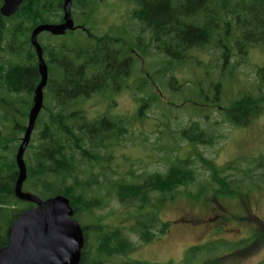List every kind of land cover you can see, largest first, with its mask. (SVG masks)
<instances>
[{
	"label": "trees",
	"instance_id": "obj_1",
	"mask_svg": "<svg viewBox=\"0 0 264 264\" xmlns=\"http://www.w3.org/2000/svg\"><path fill=\"white\" fill-rule=\"evenodd\" d=\"M125 1L133 6L131 15L141 32L148 36L141 39L145 41L141 51L146 54L152 47L170 63L182 64L192 58V52L210 50L218 54L224 67L235 66L233 58L239 63L251 48L264 45V0ZM63 2L23 0L11 17L0 14V249L7 244V231L13 221L34 207L32 203L18 200L14 193L19 176L15 155L40 82L31 32L38 25L52 21L62 23ZM91 6L92 0H73L71 9L84 10ZM77 28L88 32L90 43L86 48L69 51L66 46H52L37 39L47 65L48 80L43 90L45 103L23 156L26 178L22 190L42 200L65 196L73 209V219L87 218L86 223H79L84 236L79 264H149L126 258L138 247L168 232L169 223L159 218L155 206L175 199L180 188L197 181L198 173L194 168L197 161L210 173L207 186L213 195L242 190L245 177L253 181L264 179V174L256 172L264 168V161L259 160L244 170L232 165L234 163L228 164L227 169H233L240 176L232 177L221 176L225 172L223 168L202 155H195V161L167 158L163 172H130L129 180L112 179L114 174L107 172L114 158L109 150L122 139L126 126L122 120L108 116L88 120L82 111L71 107L77 100L94 94L118 93L134 65V48L119 37L93 35L84 25ZM257 77L259 95L243 96L225 110L231 125H248L262 113L264 67L257 70ZM141 101L152 104L155 97L148 96ZM216 103L213 107L219 108L218 99ZM142 111H138L141 116ZM217 125L216 122L212 126ZM214 133L192 121L173 134V138L176 143L180 140L213 145L220 139ZM167 151L174 153L175 149H165ZM92 167H99L100 171L94 172ZM112 200L124 208H132L129 214L134 221L127 231L136 237V242L126 236V228L104 224L101 217L94 215ZM196 248L186 251V264L197 258ZM119 257L125 259L117 263ZM201 264L218 263L207 260Z\"/></svg>",
	"mask_w": 264,
	"mask_h": 264
},
{
	"label": "rangeland",
	"instance_id": "obj_2",
	"mask_svg": "<svg viewBox=\"0 0 264 264\" xmlns=\"http://www.w3.org/2000/svg\"><path fill=\"white\" fill-rule=\"evenodd\" d=\"M83 9H71L75 27L84 25L93 35L110 34L119 37L127 46L134 48V65L125 79L124 87L118 93L94 94L77 100L71 107L72 110L82 111L88 120L108 116L122 120L126 126L122 139L109 150L114 157L112 164L107 166V172L114 174L112 179L123 177L129 180L130 172H163L167 158L178 160L187 156L192 159L196 152L218 168H223L225 172L221 176L240 177L233 169H227L228 164L234 163L232 165L244 170L259 160L264 161V109L245 126L228 123L225 112L239 98L259 95L257 70L264 67V45L251 48L239 63L236 62L237 58H233V64L237 63L235 66L224 67L223 61L218 60V54L210 50L194 51L191 53L192 58L182 64L170 63L152 47L147 49L146 54L141 51L143 42L145 43L141 39H147L148 36L141 32L139 24L132 17L133 6L130 2L92 0V6ZM51 24H56V21ZM37 39L40 43L52 46H66L69 51L86 48L90 43L88 32L80 28L61 36L42 32ZM148 96L155 97L152 104L141 101ZM217 99L219 108L213 107L217 104ZM140 109L143 110L142 116L138 112ZM192 121L200 123L202 128L215 131L214 134L220 136V139L213 145L190 144L180 140L176 143L173 134ZM216 122L219 125L212 126ZM159 147L161 150L158 151ZM172 148L175 149L174 153L165 152V149ZM194 168L198 173L194 184L180 188L175 199L155 206L159 218L169 223L168 233L138 247L126 259L149 264H186V251L189 246L194 245L198 249L197 258L188 264H201L206 258L210 260L212 251L229 250L227 244L211 243L210 239H214V236L235 241L243 235L241 227L229 223L231 219L234 224L240 219H251L248 224L257 226L260 231L263 229L264 179L253 181L245 177L242 190L232 189L233 193L229 195H213L207 186L210 173L203 169L199 161L194 164ZM84 169L81 166L83 172L86 171ZM92 171L99 172L100 168L92 167ZM256 172L264 174V168L256 169ZM237 199H247L245 204L250 208L249 214L239 212L242 204ZM219 204L228 207L230 212L221 206V213ZM214 207L217 208L215 211L210 210ZM131 209L112 200L109 206L96 210L94 215L101 217L104 224L126 228V236L136 242V237L127 231L134 221V217L129 214ZM214 212L219 213V221L228 220L226 223L229 230L226 235L211 234L205 226L204 219H208ZM87 221L86 217L77 220L78 223ZM213 228L216 232H223L226 227L214 224ZM263 240L260 235L255 250H249L243 255H229L217 263L258 264L264 258ZM124 259L116 258V262L120 263Z\"/></svg>",
	"mask_w": 264,
	"mask_h": 264
},
{
	"label": "water",
	"instance_id": "obj_3",
	"mask_svg": "<svg viewBox=\"0 0 264 264\" xmlns=\"http://www.w3.org/2000/svg\"><path fill=\"white\" fill-rule=\"evenodd\" d=\"M72 1L63 2L62 23L38 25L31 32L30 42L37 56L40 82L34 92L27 128L15 155L19 176L14 193L18 200L32 203L34 207L20 214L8 228L7 244L0 249V264H79L80 261L84 236L79 223L73 219L69 200L62 195L42 200L22 190L26 178L23 156L43 108V90L48 80L47 65L37 37L42 32L61 36L75 29L71 18ZM22 2L0 0V14L6 18L11 17Z\"/></svg>",
	"mask_w": 264,
	"mask_h": 264
},
{
	"label": "flooded vegetation",
	"instance_id": "obj_4",
	"mask_svg": "<svg viewBox=\"0 0 264 264\" xmlns=\"http://www.w3.org/2000/svg\"><path fill=\"white\" fill-rule=\"evenodd\" d=\"M1 6V5H0ZM196 155H201V154H197L196 152ZM193 158H195V155H192V160ZM190 160L189 157H185V159H178V160ZM238 200V199H237ZM238 202L240 204H242V210H240L239 212H247L249 214L250 211V208L245 204L247 203V199H240L238 200ZM219 206H223V205H220ZM223 208H225L226 210H228L230 212V210L228 209V207H225L223 206ZM223 208L221 207V213H223ZM217 208L214 207V208H211L210 210H216ZM232 212V211H231ZM217 214H219L218 212H214L211 214V216L208 218V219H204L205 221V226H207V229L210 230V233L211 234H216V235H221V234H224L225 235L227 234L228 230L227 229V221L228 220H218V217H217ZM200 218V217H198ZM255 218V217H254ZM231 219V218H230ZM251 220V219H250ZM250 220H244L242 221V219H240L239 221H237L235 224L233 223V220L231 219V222H229L232 226H239L243 229L244 233L242 236H239L237 238V240L235 241H229L230 239L227 238V237H218V236H214L215 238L213 239H210L212 240L211 243L213 242H220V243H223V244H227V248H229V250L225 249H220L218 251H212V257L214 259H212V257H210L209 259L210 260H213L215 262H217L218 260H220L221 258H227L229 255H238V254H246L247 252H249V250H255L256 248V242L258 241L259 239V236L261 235L262 238H264V227L263 229L258 230L259 228L256 226H252L250 224H248V222ZM259 220V219H258ZM168 223V222H167ZM226 223V224H225ZM216 225V224H219V225H223L225 230L223 232H216L214 231V228H213V225ZM230 227V225L228 226ZM214 231V232H213ZM168 233V232H167ZM209 240V239H208ZM214 240V241H213ZM264 241V240H263ZM262 244H264V242H262ZM191 247H194V245L192 246H189V248ZM187 249V250H188ZM206 254V253H205ZM207 255V254H206ZM208 260V258H206V261ZM258 264H264V258L263 259H260L258 261Z\"/></svg>",
	"mask_w": 264,
	"mask_h": 264
}]
</instances>
